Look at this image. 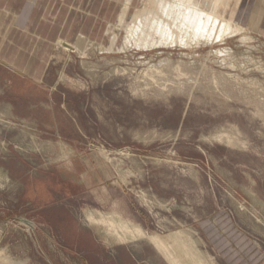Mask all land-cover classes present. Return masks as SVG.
I'll return each instance as SVG.
<instances>
[{
    "label": "rangeland",
    "instance_id": "rangeland-1",
    "mask_svg": "<svg viewBox=\"0 0 264 264\" xmlns=\"http://www.w3.org/2000/svg\"><path fill=\"white\" fill-rule=\"evenodd\" d=\"M76 2L0 0V264H169L172 232L264 264V0L195 49L121 48L123 0Z\"/></svg>",
    "mask_w": 264,
    "mask_h": 264
},
{
    "label": "bare ground",
    "instance_id": "bare-ground-1",
    "mask_svg": "<svg viewBox=\"0 0 264 264\" xmlns=\"http://www.w3.org/2000/svg\"><path fill=\"white\" fill-rule=\"evenodd\" d=\"M133 1L123 0L120 12L117 11L118 8L115 9L119 13L115 14L117 26L125 33L121 48L134 46L150 49L167 45L195 49L201 45L223 42L228 36H236L243 29L237 18L229 17L234 8L232 7L234 0H137L136 3ZM109 31L110 25L104 31L102 41L103 43L109 41L107 49L110 51L120 40L116 33H111L110 36ZM216 51L224 52L223 49ZM174 69L179 70V66ZM181 74L180 71L179 75ZM172 88L176 87L170 84L168 89ZM108 218L104 220L106 223L108 222L106 219H113L110 216ZM107 224L110 227L115 225L111 221ZM115 229L117 231L116 227ZM132 230H136L138 234L143 232L138 227ZM141 235L145 237L144 234ZM147 237L169 264H207L193 243L190 240L186 242L177 232L169 233L165 237L157 234H149Z\"/></svg>",
    "mask_w": 264,
    "mask_h": 264
},
{
    "label": "crops",
    "instance_id": "crops-1",
    "mask_svg": "<svg viewBox=\"0 0 264 264\" xmlns=\"http://www.w3.org/2000/svg\"><path fill=\"white\" fill-rule=\"evenodd\" d=\"M91 1L92 0H77V2H76L77 4L75 5L74 10H77V14H76V19L75 20H77L78 25H80V23L83 21V19L86 18V16H88V12H86L85 6L88 5L89 2H91ZM255 1L256 0H254L253 7L251 9V10H254V11L257 10V7L254 6L256 4ZM242 3H243V0H240V4L238 5V7L236 9L238 11L237 14H238V16L240 18V21L242 20V15L240 14V12H242L244 9H246V7L248 5V4H246L245 5V8H243V10H241ZM235 18H237V17H235ZM63 25L64 26L66 25L65 22H64ZM70 29L71 30H69L68 33H67L68 36H69V38H66V40H65V39H62L61 37H59L58 39H62L64 41H66V42L67 41L68 42L69 41L75 42L78 39V35H83V36H86L87 37V35H86L87 32L85 33L84 31H81L82 30L81 28L73 29L72 26H71Z\"/></svg>",
    "mask_w": 264,
    "mask_h": 264
}]
</instances>
